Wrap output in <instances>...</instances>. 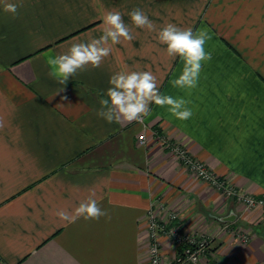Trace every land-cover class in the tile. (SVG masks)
I'll return each instance as SVG.
<instances>
[{"label":"crops","instance_id":"1","mask_svg":"<svg viewBox=\"0 0 264 264\" xmlns=\"http://www.w3.org/2000/svg\"><path fill=\"white\" fill-rule=\"evenodd\" d=\"M11 2L22 6L13 16L0 3V264H148L155 204L165 206L161 216L176 211L186 232L212 237L198 264H264V207L226 198L155 133L236 188L264 197V0ZM135 8L155 31L132 24ZM108 11L122 14L134 38L111 45L100 67L88 66L66 85L51 78L47 59L102 35ZM167 23L211 37L205 50L212 58L202 62L194 88L172 84L184 62L157 39ZM118 71H151L161 93L183 97L192 116L178 120L168 106L152 104L137 122L97 117ZM90 190L107 217L72 224L57 217Z\"/></svg>","mask_w":264,"mask_h":264},{"label":"clouds","instance_id":"2","mask_svg":"<svg viewBox=\"0 0 264 264\" xmlns=\"http://www.w3.org/2000/svg\"><path fill=\"white\" fill-rule=\"evenodd\" d=\"M5 12L17 15L22 3L11 0H0ZM132 24L139 29L155 31L156 26L145 12L135 8L128 13ZM103 32L98 38L87 41L74 42L68 50L61 54L50 56L46 63L49 67L48 75L58 83L66 85L69 79L91 66L98 68L111 52V45L121 43V39L131 41L134 37L130 28L124 23L119 11H108L103 16ZM160 44L166 46L167 55L179 57L184 62L182 73L172 81L174 87L194 88L197 85L202 62L210 60L211 53L205 50V44L211 37L206 30L193 31L192 28H180L175 24L167 23L157 32ZM111 42V44H109ZM110 85L106 98L99 101L100 108L94 110L97 117L108 123L121 121L132 123L140 121L150 112V105L160 107L168 106L169 113L178 120H187L192 116V111L186 107L188 101L183 97L174 98L163 95L157 83L156 76L151 71H118L108 80ZM5 123L0 117V130ZM95 190H90L86 200L81 201L71 212L58 210L57 217L69 224L79 219L99 220L109 214L102 209L95 199ZM191 264H198L197 254L188 256Z\"/></svg>","mask_w":264,"mask_h":264},{"label":"built area","instance_id":"3","mask_svg":"<svg viewBox=\"0 0 264 264\" xmlns=\"http://www.w3.org/2000/svg\"><path fill=\"white\" fill-rule=\"evenodd\" d=\"M146 141V134H140L139 142L144 144ZM163 145L179 158L193 175L210 182L226 198H235L246 209L252 210L264 206V197H257L234 188L228 180L221 179L214 174L205 162L193 157L186 148L166 139H163ZM162 210H165L163 204H155L148 212L146 236L148 264H191L188 256L192 254H197V262H199L201 257L207 253L212 237L207 234H191L184 231L176 211H166L167 213L161 216ZM228 227L226 224L225 228L228 229ZM240 236L243 242H248L250 239L249 235L244 232ZM163 237L169 238L175 246V254L172 259L165 257Z\"/></svg>","mask_w":264,"mask_h":264},{"label":"rangeland","instance_id":"4","mask_svg":"<svg viewBox=\"0 0 264 264\" xmlns=\"http://www.w3.org/2000/svg\"><path fill=\"white\" fill-rule=\"evenodd\" d=\"M155 133L157 134V136H159L160 137V139H161V141L163 142V137H161L162 135H160L159 134V132L158 131H155ZM148 143V141H146V143H144V144H142V145H146ZM177 144V143H176ZM179 159V158H178ZM179 161H180V159H179ZM181 163H182V161H180ZM182 165L184 166V168H186V170H188L187 169V167L182 163ZM189 171V170H188ZM190 172V171H189ZM215 174V173H214ZM219 177V176H218ZM221 179H226V180H228L229 182H230V184L234 187V188H236L232 183H231V181L228 179V178H224V177H220ZM201 180H203V179H201ZM205 181V180H204ZM206 182H208V181H206ZM209 184H211L210 182H208ZM212 185V184H211ZM213 186V185H212ZM214 187V186H213ZM216 188V187H215ZM236 189H238V188H236ZM238 190H241V189H238ZM242 191H244V190H242ZM245 192H247V191H245ZM247 193H249V192H247ZM250 194H252V193H250ZM264 207V206H263ZM183 230L185 231V229L183 228ZM208 235V234H207ZM203 236V235H202ZM163 239H164V241H165V243H164V254H165V257L167 258V259H172L173 258V256H174V254H175V246H174V244L171 242V240L169 239V238H165V237H163ZM169 248V253L167 254L166 253V249H168ZM166 259V260H167Z\"/></svg>","mask_w":264,"mask_h":264}]
</instances>
